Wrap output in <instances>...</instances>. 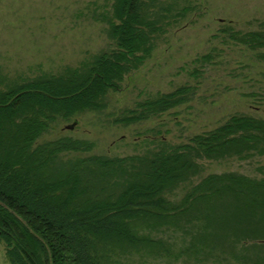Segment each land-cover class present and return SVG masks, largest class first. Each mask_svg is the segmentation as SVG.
I'll return each mask as SVG.
<instances>
[{
	"label": "trees",
	"instance_id": "trees-1",
	"mask_svg": "<svg viewBox=\"0 0 264 264\" xmlns=\"http://www.w3.org/2000/svg\"><path fill=\"white\" fill-rule=\"evenodd\" d=\"M171 10L160 0H111L102 17L113 50L0 91V239L12 264L207 260L239 244L264 246V178L232 172L192 183L202 160L264 157L263 119L234 115L188 143L122 158L66 159L94 146L68 137L37 144L58 118L101 110L108 92L120 91L151 57ZM181 11L176 19L188 12ZM222 33L264 49V25L249 32L228 25ZM193 91L161 94L118 121L158 117L189 102ZM186 184L183 197L172 200Z\"/></svg>",
	"mask_w": 264,
	"mask_h": 264
},
{
	"label": "rangeland",
	"instance_id": "rangeland-1",
	"mask_svg": "<svg viewBox=\"0 0 264 264\" xmlns=\"http://www.w3.org/2000/svg\"><path fill=\"white\" fill-rule=\"evenodd\" d=\"M172 5L167 32L151 57L128 74L120 91H109L104 107L70 120L58 118L37 142L61 138L93 143L85 153L66 159L144 155L165 146L188 143L196 134L213 130L231 116L264 120V49L250 50L230 42L222 29L262 30L264 0H160ZM111 0H0V91L44 75L60 74L115 48L102 14ZM183 18L175 15L182 9ZM182 12V11H181ZM210 59H204L205 56ZM183 86L194 88L189 102L149 120L123 124L120 119L140 103ZM75 124L73 129L69 125ZM200 182L210 174L238 173L264 178V157L249 160H202ZM192 184L170 198L180 200ZM167 233L165 237H169ZM176 237H180L176 235ZM239 244L215 252L207 260H137V264H264V246ZM0 239V264H12Z\"/></svg>",
	"mask_w": 264,
	"mask_h": 264
},
{
	"label": "water",
	"instance_id": "water-1",
	"mask_svg": "<svg viewBox=\"0 0 264 264\" xmlns=\"http://www.w3.org/2000/svg\"><path fill=\"white\" fill-rule=\"evenodd\" d=\"M75 127V124L69 125L67 128L68 129H73Z\"/></svg>",
	"mask_w": 264,
	"mask_h": 264
}]
</instances>
